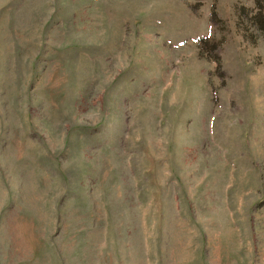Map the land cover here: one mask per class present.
Wrapping results in <instances>:
<instances>
[{"label": "rangeland", "instance_id": "rangeland-1", "mask_svg": "<svg viewBox=\"0 0 264 264\" xmlns=\"http://www.w3.org/2000/svg\"><path fill=\"white\" fill-rule=\"evenodd\" d=\"M259 11L0 0V264H264Z\"/></svg>", "mask_w": 264, "mask_h": 264}, {"label": "trees", "instance_id": "trees-1", "mask_svg": "<svg viewBox=\"0 0 264 264\" xmlns=\"http://www.w3.org/2000/svg\"><path fill=\"white\" fill-rule=\"evenodd\" d=\"M255 4L257 6L258 9H260L259 12H261L264 9V0H254ZM264 21L263 19L260 21V23L258 24L260 30L264 31V27H263ZM218 65H220V59L218 62H216Z\"/></svg>", "mask_w": 264, "mask_h": 264}]
</instances>
